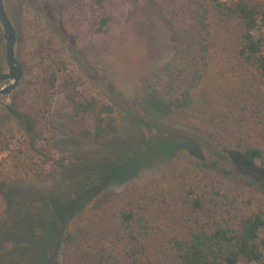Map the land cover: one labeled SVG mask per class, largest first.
<instances>
[{
	"label": "trees",
	"instance_id": "1",
	"mask_svg": "<svg viewBox=\"0 0 264 264\" xmlns=\"http://www.w3.org/2000/svg\"><path fill=\"white\" fill-rule=\"evenodd\" d=\"M93 1L102 6L105 0ZM155 3L175 44L170 61L140 88L141 113L198 131L264 171V32L253 34L256 7L224 0ZM108 20L102 16L99 28ZM2 32L0 24V74L6 70ZM80 82L74 72L58 79L53 71L42 80L46 90L65 94L74 120L89 118L92 144L119 135L126 116L113 103L84 94ZM9 110L25 138L10 153L13 168L46 181L64 158L45 171L50 147L46 139L35 145L34 116ZM3 125L0 152L13 132ZM59 253L57 264H264V197L222 188L206 168L173 163L159 176L99 196L67 225Z\"/></svg>",
	"mask_w": 264,
	"mask_h": 264
},
{
	"label": "rangeland",
	"instance_id": "2",
	"mask_svg": "<svg viewBox=\"0 0 264 264\" xmlns=\"http://www.w3.org/2000/svg\"><path fill=\"white\" fill-rule=\"evenodd\" d=\"M224 1L255 6L253 34L264 32V0ZM25 7L37 14L24 16ZM4 8L22 75L14 90L0 95V124L13 131L6 133L11 142L0 152V264H57L63 232L83 209L104 193L161 175L173 163L206 168L222 188L264 197L258 162L240 159L198 131L141 113L140 88L170 61L175 44L155 0H105L102 6L93 0H4ZM102 16L109 20L100 29ZM1 43L5 50L3 32ZM53 71L58 79L74 72L84 94L121 110L126 119L119 135L92 144L89 118L74 120L65 94L42 83ZM9 108L34 116L36 146L48 140L45 171L52 160L64 158L46 181L13 168L10 153L25 138ZM5 141L0 138V146Z\"/></svg>",
	"mask_w": 264,
	"mask_h": 264
},
{
	"label": "water",
	"instance_id": "3",
	"mask_svg": "<svg viewBox=\"0 0 264 264\" xmlns=\"http://www.w3.org/2000/svg\"><path fill=\"white\" fill-rule=\"evenodd\" d=\"M0 24L5 40L4 56L7 67V71L0 74V82L4 83L0 87V95H4L16 88L22 75L21 66L14 56L15 31L5 12L4 0H0Z\"/></svg>",
	"mask_w": 264,
	"mask_h": 264
}]
</instances>
